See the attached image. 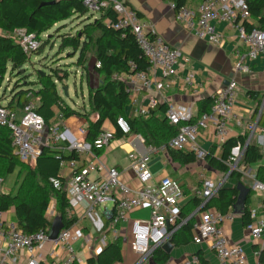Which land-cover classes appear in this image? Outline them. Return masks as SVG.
Segmentation results:
<instances>
[{
  "label": "built area",
  "instance_id": "1",
  "mask_svg": "<svg viewBox=\"0 0 264 264\" xmlns=\"http://www.w3.org/2000/svg\"><path fill=\"white\" fill-rule=\"evenodd\" d=\"M173 10L174 20L187 32L211 44L224 41L225 34L220 25L229 26L234 30V40L231 48L232 77L228 82L216 89L212 94V103L207 111H203L194 120L190 107L181 104H168L165 117L171 124L179 125L178 132L166 143L159 145H144L145 152H128V170L137 181V186L129 184L122 178L116 167H107L99 159L93 149H104L113 140L111 128L103 130L93 143L84 141V127L70 129L59 128L58 124L47 127L43 118L36 112V104L29 101L20 111H15L0 103V127L11 133L12 146L22 162H33L45 146L63 148L77 156L61 161L60 168H66L68 173L62 180L57 177L48 179L53 189H62L73 212L84 204L83 216L88 219L93 232H103V220L98 215V209L104 202H110L111 207H102L106 218L111 216L110 232L115 238L120 224L128 220L135 210L147 209L146 220H134L130 226L127 243L134 254L138 256L135 264H141L151 256L153 249L168 241L172 233L185 221L180 219L179 202L183 192L177 180L169 176L162 177L157 183L150 184L152 173L150 162L157 156L171 150L191 151L196 159H204L208 153L199 143L200 137L207 131L213 136V146L219 150L229 138L230 129L243 127L247 133L246 143L257 130V120L246 121L241 114H236L234 108L238 101L236 75L251 73L252 62L264 57V30L248 29L246 23L250 20V12L246 0H201L195 7L177 6L168 1ZM88 12L99 14L102 9L110 6L117 12L116 21L111 24L116 29L129 30L134 41L147 61L144 70L132 71L121 75L131 93L137 89L151 91L157 87V74L160 78H175L178 68L191 62L178 48L167 43L150 25L142 22L136 11L119 0H83ZM96 17V16H95ZM0 29V34H1ZM16 42L26 54L36 50L40 39L24 28L12 33ZM133 65L131 64V68ZM184 87L196 93L198 83L195 73L188 69L182 77ZM139 105V100L130 98L131 108L135 115L147 116L150 110L158 105V100L149 95ZM63 121L62 115H58ZM122 138L129 134L130 127L124 116L115 120ZM73 126V125H72ZM60 129H62L60 131ZM142 142L143 139L137 136ZM144 143V142H143ZM244 146L237 144L225 162L228 173L238 171L242 176L251 177L244 167L239 166ZM250 189L258 193L262 202L256 208L249 209V220L245 225L251 239L264 242V182L252 176ZM2 182L0 178V183ZM221 185L203 179L202 189L198 195L203 198L197 211L198 220L193 223L191 240L195 244L206 243L218 259V264H250L241 245H232L226 239L222 223L230 220V213L220 214L214 208L200 210L204 203L215 195ZM113 211V215H111ZM196 213V212H195ZM45 216L53 219L56 210L50 203ZM76 223V222H75ZM74 223V224H75ZM62 228L54 240L48 239L49 229H40L26 234L14 220H6L0 211V264L9 260L14 264L19 259V253L25 255L26 264H86V258L75 249V242L81 240L85 245L92 241V233L82 232L75 225ZM104 236L102 240H104ZM257 258L258 251H254ZM198 257L193 256L186 264H198ZM253 264H261L258 258Z\"/></svg>",
  "mask_w": 264,
  "mask_h": 264
},
{
  "label": "trees",
  "instance_id": "2",
  "mask_svg": "<svg viewBox=\"0 0 264 264\" xmlns=\"http://www.w3.org/2000/svg\"><path fill=\"white\" fill-rule=\"evenodd\" d=\"M176 3L177 6L184 5L195 7L201 0H168ZM250 12V20L246 23L248 29L256 28L264 30V0H246ZM128 6L126 2L123 3ZM130 7V6H128ZM131 8V7H130ZM133 9V8H132ZM136 11V10H135ZM138 14V12L136 11ZM139 16V14H138ZM71 18H85L81 28L75 34L60 35L59 49L68 48L73 55H77L76 67L84 72L90 56L95 62L92 67L97 75L98 84L91 85L87 81V107L86 112L71 108L66 104L57 90V82H62L68 77V72L58 68L51 69L48 73L37 72L36 81H16L10 90L6 106L15 111H20L26 103L33 101L36 104V112L43 118L47 127L58 124L62 128L58 115L63 120L74 118L82 119L78 127H84V141L92 144L94 139L103 130L105 122H108L113 131V139L122 138V134L115 125L118 116H124L129 124L130 135H140L144 145H159L166 143L179 130V125L171 124L165 117V104H158L155 109L150 110L147 116L128 115L126 109L130 103L128 85L119 76L130 74L132 71L144 70L147 61L141 50L133 39L129 30L116 29L113 24L117 19V12L110 6L102 9L95 17L89 13L83 4V0H0V82L7 72L8 66L11 71L17 70L28 62L30 55L22 51L12 33L16 29L24 28L32 32L40 39L38 48L31 53L40 54L43 51L45 39L41 34L52 29L60 22ZM58 28V27H57ZM131 64L133 67L131 68ZM37 88H34V86ZM212 103V98L206 97L198 101L197 114L192 120L203 111H207ZM91 114L95 117L91 118ZM257 117V124L264 126V111L258 114V108L253 114ZM247 133L237 137L228 138L220 147L219 152L213 155L211 149L206 160L208 164L219 172H228L225 164L231 149L237 144L244 146L239 166L246 167L258 162L262 158L259 148L249 141L246 143ZM104 149H93L99 155ZM172 162L179 165H187L196 161L195 155L188 150H171L167 153ZM77 159L73 151L68 152L63 148L45 146L37 156L34 167H25L20 161L15 148L12 146L11 133L0 127V178L1 183L8 175L22 173L15 191L8 193L0 192V211H13L14 221L26 234L34 233L40 229H49L51 220L45 216L52 197L55 200L56 215L60 216L64 228L71 227L77 218L70 212V206L66 199L64 190L53 189L48 179L57 177L62 180L60 174V162L70 159ZM18 170L15 172V167ZM14 175V174H13ZM16 176V175H15ZM229 179L240 180L242 174L238 171H231ZM255 179L264 182V166H259L255 173ZM181 187V186H180ZM236 187V186H235ZM233 186H221L215 195L208 199L200 210L214 208L220 214H226L236 201L237 189ZM202 189V181L197 184L195 190ZM252 190L249 189L243 207V223L249 220V203ZM203 198L194 196L186 204V210H180V219L185 221L172 233L169 241L178 243L179 234L190 235L193 218L189 217L190 210L200 206ZM262 202V198H261ZM260 202V204H261ZM113 215V211L111 212ZM189 217V218H188ZM110 220L103 219V234H110ZM258 251V261L264 264V248L255 247ZM152 259L163 264L167 255L160 246L153 249ZM121 238L107 239L95 257L86 260V264H119L122 262ZM77 264V263H73Z\"/></svg>",
  "mask_w": 264,
  "mask_h": 264
},
{
  "label": "crops",
  "instance_id": "3",
  "mask_svg": "<svg viewBox=\"0 0 264 264\" xmlns=\"http://www.w3.org/2000/svg\"><path fill=\"white\" fill-rule=\"evenodd\" d=\"M119 1L122 3L126 2L128 6L136 10L142 22L150 25V27H152L155 32L158 33L167 43L178 48L184 55L189 56L191 60L189 64L178 68V74L175 78L162 79L159 74H157L158 85L155 89L151 91L137 89L131 93V99L136 98L139 100V105H143V100L151 95L158 100V104H165V106L168 104L185 105L190 107L192 113L196 115L198 101L203 98L210 97L216 89L224 86L233 75L231 48L235 35L234 30L229 26L220 25L219 28L223 30L225 39L219 44H211L190 34L174 20L173 10L171 9L168 0ZM191 68L194 71L195 79L199 84L196 93L187 90L182 82V77L185 75L186 71ZM235 77L237 81L238 101L234 108V112L236 114H241L245 122L255 121L258 117L256 116V118H253L255 110L258 108V114L264 111V57H259L252 62V70L250 74L236 75ZM119 78L122 79V76H119ZM96 80L97 85L98 78ZM135 109L136 108L133 107L131 108V105L129 104L126 109V113L128 115L130 114L135 116ZM60 125L62 128L69 127L73 130L75 127V120L74 118H71L69 124H66L65 120H63L60 122ZM103 127L111 128L108 122H105ZM230 127L229 138L237 137L240 134L246 133L243 127ZM137 136L138 135L132 134L128 138H115L98 155V159L105 166L116 167L120 170L122 178L134 186H137V181L127 169V155L128 152L132 150L137 153L145 152V146ZM250 141L259 148L262 154L261 160L257 162L258 164L255 163L257 165L252 166L251 164L244 167L245 171L249 172L252 177L255 176L256 170L259 166H264V126L257 124V130L251 136ZM199 143L201 147L208 152L214 148L213 155L219 152V150H216L212 144L213 136L210 131L205 132L203 136L200 137ZM149 168L152 173V179L149 182L150 184L157 183L164 176L172 177L179 182L183 192V197L179 202L180 210H186L188 208V205L186 204L189 200L194 196V194L198 195V191L195 190V188L199 182L203 181V179L211 180L218 186L235 187L238 183H241L242 186L248 189H250L252 183V178L247 176H242L240 180L236 181L229 179L228 172L223 173L213 169L208 164L206 158L202 160L196 159L194 163L181 166L178 163L172 162L168 154H162L155 157L150 162ZM67 173L68 170L66 168H60V174L62 177H65ZM13 174L14 175L10 176L11 179L6 183V185L4 184L2 186L0 192L8 193L11 191L10 189H13V191L16 190V178L18 173ZM12 186L15 187L13 188ZM238 194L239 192L237 193V196ZM260 202V195L252 192L249 209L256 208L260 205ZM54 204V201H50L51 206H54ZM243 207V202L238 200L236 197L234 205L227 212L232 215V218L223 222L222 228L228 242L232 245H241L246 253L249 263L253 264L257 259L254 255L255 247L264 248V242H255L251 239V236L243 223ZM83 209L84 204H80V206L74 211L77 218L74 225L76 228L82 230V232L92 233V241L88 245H85L81 240H78L75 242V249L87 260L90 257H95L96 253H99V250L105 244L107 239H114V237L111 232L108 236L102 233V238L103 236L105 238L100 241L103 244L95 248L93 246V235H95V232L91 230V225L88 219L83 216ZM197 209L198 207L194 210H190V214L188 215L189 217L192 216L193 223H195L199 218V212ZM98 215L101 216L102 220L106 219V214H103V210L101 213H99L98 210ZM148 216L149 214L147 209L135 210L129 214L126 222L120 224L118 234L115 237L121 238V251L123 259L119 264L136 263L138 256L132 252L127 243V240L129 239L130 226L134 220H146ZM3 217L6 220H13V211L9 210L7 212H3ZM192 233L193 229L191 228L190 235H187L184 232L179 234L177 238L178 243L176 244L170 242L172 247L168 252L163 250L160 246L164 254L167 255V260L163 264H186V262L190 261L193 256L198 257V264H218L217 257L209 249L206 243L195 244L192 242ZM3 264L11 263L9 260H6ZM14 264H26L23 252L19 253V259ZM141 264L158 263H156L152 259V256H150Z\"/></svg>",
  "mask_w": 264,
  "mask_h": 264
},
{
  "label": "rangeland",
  "instance_id": "4",
  "mask_svg": "<svg viewBox=\"0 0 264 264\" xmlns=\"http://www.w3.org/2000/svg\"><path fill=\"white\" fill-rule=\"evenodd\" d=\"M94 16L98 17L97 13H94ZM85 18L77 19L71 18L64 22L58 23L52 29L43 32L41 34V38L46 41L43 42L42 45L43 51L40 54L30 53V58L28 62H26L21 68L20 72L22 74H18L17 70L11 71L10 66L7 68V72L4 75L2 81L0 82V103L2 105L6 104L9 99L10 90L13 87L16 81H36L37 72L48 73L51 69H60L62 71L68 72V77L64 79L62 82H57V90L59 95L63 98L68 106L74 108L76 110L84 111L88 109L87 107V81L91 82V85L96 86V75L94 74L92 67L94 63L93 56H90L88 62L86 64V69L82 73L81 68L76 67L75 62L77 59V55H73L70 49H59L60 35L63 34H75L78 29L81 28V24L84 22ZM58 27V28H57ZM23 75L26 77L22 78ZM66 86L67 95L63 94L62 87ZM34 88H37L35 85ZM91 117H95L94 114H91ZM62 129H60L61 131ZM257 163V162H256ZM258 164V163H257ZM255 163L252 166L257 165ZM26 168L34 167L33 162H24L23 164ZM19 165L15 167V172L19 169ZM20 175L16 178V185L20 180ZM13 175V174H11ZM5 179L3 183H0V190L2 186L11 179L10 176ZM15 185V186H16ZM14 186V187H15ZM13 187V186H12ZM11 187V188H12ZM13 187V188H14ZM13 191V189H10ZM55 202L52 197L51 202ZM106 206L108 209L111 207L110 202H104L101 204V207L98 209L99 213L102 212V207ZM54 208L56 210V206L54 204ZM102 232H95L93 235V246L96 248L97 246L102 245Z\"/></svg>",
  "mask_w": 264,
  "mask_h": 264
},
{
  "label": "water",
  "instance_id": "5",
  "mask_svg": "<svg viewBox=\"0 0 264 264\" xmlns=\"http://www.w3.org/2000/svg\"><path fill=\"white\" fill-rule=\"evenodd\" d=\"M67 88L66 86H63L62 87V91H63V94L64 95H67V92H66ZM71 121V119H67L65 120V123L66 124H69ZM80 122H83L82 119H79V120H75V128L78 127V123ZM236 189L238 190L239 194L237 196L238 200L242 201L243 204H244V200H245V197L247 195V193L249 192V189L248 188H245L244 186H242L241 183H238L237 186H236ZM63 228V222H62V219L60 216L56 215L53 217V219L51 220V224H50V227H49V233H48V239L51 241V240H54L56 238V235L58 234V232ZM172 247L170 241H166L165 243H163L161 245V248L165 251H169V249ZM98 253H96L97 255Z\"/></svg>",
  "mask_w": 264,
  "mask_h": 264
}]
</instances>
